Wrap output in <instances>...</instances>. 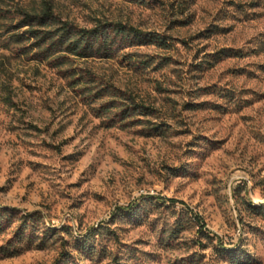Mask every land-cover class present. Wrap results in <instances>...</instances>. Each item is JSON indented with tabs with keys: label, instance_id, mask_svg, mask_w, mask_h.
I'll return each instance as SVG.
<instances>
[{
	"label": "rangeland",
	"instance_id": "rangeland-1",
	"mask_svg": "<svg viewBox=\"0 0 264 264\" xmlns=\"http://www.w3.org/2000/svg\"><path fill=\"white\" fill-rule=\"evenodd\" d=\"M5 2L168 47L0 37V264H264V0Z\"/></svg>",
	"mask_w": 264,
	"mask_h": 264
},
{
	"label": "trees",
	"instance_id": "trees-1",
	"mask_svg": "<svg viewBox=\"0 0 264 264\" xmlns=\"http://www.w3.org/2000/svg\"><path fill=\"white\" fill-rule=\"evenodd\" d=\"M1 22L0 37L4 41V47L26 43L28 46L21 48L22 53L36 51L35 57L50 65L66 59L65 56L81 60L111 58L113 52L122 47L117 40L121 39L120 42L123 43L129 37L141 45L168 47L163 37L144 33L121 23L100 24L90 30L78 28L73 23L61 20L54 8L46 2L39 9L28 10L18 6L8 9L5 0H0ZM16 253L19 252L7 254L11 255L7 257L15 256Z\"/></svg>",
	"mask_w": 264,
	"mask_h": 264
}]
</instances>
